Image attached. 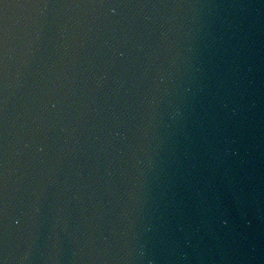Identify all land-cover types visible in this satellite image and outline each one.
<instances>
[{
  "label": "water",
  "instance_id": "1",
  "mask_svg": "<svg viewBox=\"0 0 264 264\" xmlns=\"http://www.w3.org/2000/svg\"><path fill=\"white\" fill-rule=\"evenodd\" d=\"M39 2L0 6V257L264 264V0Z\"/></svg>",
  "mask_w": 264,
  "mask_h": 264
},
{
  "label": "snow or ice",
  "instance_id": "2",
  "mask_svg": "<svg viewBox=\"0 0 264 264\" xmlns=\"http://www.w3.org/2000/svg\"><path fill=\"white\" fill-rule=\"evenodd\" d=\"M0 6L4 10L9 7H38L42 6L39 0H18L15 3H6L5 0H0ZM49 6V5H43ZM84 6L87 7H108V8H126L131 6L130 0H92L91 3H88ZM6 16V12H0V25H2V18ZM3 45V28L0 26V48ZM0 66H2V61H0ZM4 188L0 185V236L5 234L7 226V215H8V204L7 199L4 194ZM19 223V221H17ZM0 264H5V259L0 257Z\"/></svg>",
  "mask_w": 264,
  "mask_h": 264
},
{
  "label": "clouds",
  "instance_id": "3",
  "mask_svg": "<svg viewBox=\"0 0 264 264\" xmlns=\"http://www.w3.org/2000/svg\"><path fill=\"white\" fill-rule=\"evenodd\" d=\"M113 10L115 11V9H113ZM249 71H251V68H249ZM55 106H56L55 103H53V107H55ZM232 111H233V113H235L237 110H236V108H233ZM177 114L178 115H182V113H179V112ZM234 154H238V151L235 152ZM34 211L36 213H39L41 210H40L39 207H36ZM227 222L228 221L225 220V224H227ZM5 233H7V226H6ZM134 259L141 260V261L146 260L147 264H155L154 259L150 258L149 253H148V251H147V249H146V247L144 245H141L140 250H139V254ZM5 264H7L6 259H5Z\"/></svg>",
  "mask_w": 264,
  "mask_h": 264
}]
</instances>
